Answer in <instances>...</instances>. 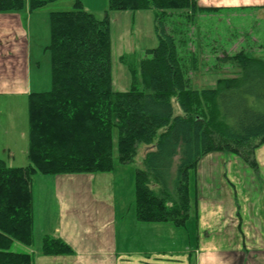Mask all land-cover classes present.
<instances>
[{
	"label": "trees",
	"instance_id": "1",
	"mask_svg": "<svg viewBox=\"0 0 264 264\" xmlns=\"http://www.w3.org/2000/svg\"><path fill=\"white\" fill-rule=\"evenodd\" d=\"M50 0H31V11ZM109 10H154L159 44L128 61L129 90L113 88L110 20L97 18L76 0L72 10L50 13L52 85L28 95L29 145L26 166L0 158V264H34L15 242L34 243L35 174L97 173L118 161H134L139 144L155 148L135 174V215L141 222L185 226L191 215L190 172L203 156L228 151L257 168L256 150L264 143V60L243 50L233 59L241 75L219 78L215 86L193 88L185 68L197 57L182 56L168 14L188 20L220 7L198 0H108ZM24 0H0V11L23 9ZM180 24V23H179ZM181 26V25H179ZM264 47V43H263ZM227 61L228 58H222ZM196 67V68H195ZM174 99L181 113L176 114ZM64 240L45 235L43 255H69Z\"/></svg>",
	"mask_w": 264,
	"mask_h": 264
},
{
	"label": "rangeland",
	"instance_id": "2",
	"mask_svg": "<svg viewBox=\"0 0 264 264\" xmlns=\"http://www.w3.org/2000/svg\"><path fill=\"white\" fill-rule=\"evenodd\" d=\"M24 1L26 3L31 0ZM80 1L83 7L97 18H103L106 14L108 15L110 20L113 88L118 91L129 90L132 86V78L128 63H125L126 61L122 57L127 56L128 61L138 62V60L146 55L147 49L158 46L159 39L155 30L154 10H109L108 0ZM214 1L216 3L212 2L214 3L213 5H220L222 7L213 12L198 14L192 22L188 20L182 11H177L167 16L170 21L176 23L173 31L182 56L185 58H190V56L197 57V69H191L192 67L185 68L192 87L197 89L214 87L219 78L241 75V68L231 59L239 51L243 50L250 56L264 60V2H260V0ZM75 2L76 0H50L46 6L39 8L40 12L36 16L38 18L37 21L41 24L44 23V20L48 21V27L46 26L47 28L44 33L46 44L50 42V12L72 10L74 9ZM224 57L228 58V60L224 61L222 59ZM31 58L34 65V67H31V72L35 88L40 91L50 89L52 85L50 51L45 48L44 51L41 50L39 54H34ZM4 68L0 67V76L3 74ZM5 88L8 90H0V158L4 157L3 159L7 161L8 156L11 157L12 154H15L16 158L11 160L8 165L25 166L29 163L27 153L29 145L28 96L17 93L19 91L18 87ZM174 106L176 114L181 113L180 106L175 99ZM161 131L162 129L158 131L153 143L139 144L134 161L127 164H122L118 161L117 133H115V190L118 196H120V201L127 204L130 203L129 201L134 202L133 208L136 196V171L137 169L145 168V154L155 148ZM6 147L9 148L7 151ZM225 154L238 156L228 151L211 152L203 156L197 164V169L200 162L207 165L204 167L202 173L204 175L208 174V181L211 182L210 186H213L211 188L213 197L217 196L214 193L215 185L219 182L222 172L219 161L226 160ZM250 167L258 171V166L256 168L250 165ZM194 177L195 172L192 170L190 172L191 188L194 186L192 182ZM64 184L65 182L59 188L58 183H54V180L46 175L38 173L33 176L32 185L35 198L34 243L27 246L20 242H15L12 247L13 250L29 252L35 257L44 238V236L41 238L42 234L46 230L51 229L56 222L59 210L57 194L65 191V185L69 189H78L82 186L88 187L85 186L86 182H82L80 179L76 180V177L72 182L69 181L68 184ZM213 199H216V197ZM119 217L120 223L118 226L122 230L126 229V235H128V231L129 235L132 231L133 236H130L136 238V240H126L129 248H138L141 246L140 242H143L145 249L152 250L153 246H157L155 248H160V251L162 248L166 252L173 250L176 256L181 258L184 254L189 255L188 252L195 250L196 229L193 226L194 220L192 218H188L185 226H172L174 227V232L172 233L171 226L168 228L166 223H162V226H158V224H154L156 225L154 226L151 223L142 222V224H139L141 222H138V226L136 227L126 222L124 226L121 223L122 217L120 215ZM128 217H130V214ZM145 239L147 241H144ZM153 241L158 242L151 246ZM94 243L96 244V242ZM83 259L86 260L85 257ZM79 264L85 263L80 261ZM87 264H90V261ZM102 264L105 263L102 262Z\"/></svg>",
	"mask_w": 264,
	"mask_h": 264
},
{
	"label": "crops",
	"instance_id": "3",
	"mask_svg": "<svg viewBox=\"0 0 264 264\" xmlns=\"http://www.w3.org/2000/svg\"><path fill=\"white\" fill-rule=\"evenodd\" d=\"M198 2L201 6L222 7L213 5L214 0ZM29 4L27 1L19 10L0 11V67H5L0 76V90L18 87L17 93L27 96L40 91L32 79L31 57L48 46L44 40L48 21L44 20L43 24L37 21L40 10L31 11ZM6 148L7 151L9 148ZM224 156L226 160L219 161L222 172L215 185L216 199H213L208 174L202 173L207 165L200 162L199 168L194 170L189 218L194 220L196 246L182 258L173 250L166 252L163 248L161 251L155 248L157 246L153 245L158 241L152 242V250L145 249L143 242L138 248L127 246V239L136 238L131 237L132 231L131 236L129 231L126 235V229L118 226L119 215L124 226L129 222L137 227L141 221L136 218L134 202L127 204L119 200L114 170L93 174H42L52 178L59 188L75 177L86 182L88 187L69 189L64 184L65 191L57 194L56 222L41 236L52 235L64 240L74 249L73 254L43 255L40 245L35 264H79L80 261L85 264L89 261L90 264H264V144L256 150L258 171L238 156ZM15 158L12 154L6 162L10 164ZM151 224L162 226L160 222ZM166 224L168 228L171 226L173 233L174 225Z\"/></svg>",
	"mask_w": 264,
	"mask_h": 264
},
{
	"label": "bare ground",
	"instance_id": "4",
	"mask_svg": "<svg viewBox=\"0 0 264 264\" xmlns=\"http://www.w3.org/2000/svg\"><path fill=\"white\" fill-rule=\"evenodd\" d=\"M34 184V183H33Z\"/></svg>",
	"mask_w": 264,
	"mask_h": 264
}]
</instances>
